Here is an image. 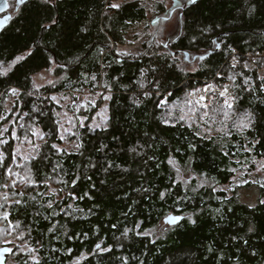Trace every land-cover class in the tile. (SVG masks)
I'll return each mask as SVG.
<instances>
[{"label":"trees","instance_id":"obj_1","mask_svg":"<svg viewBox=\"0 0 264 264\" xmlns=\"http://www.w3.org/2000/svg\"><path fill=\"white\" fill-rule=\"evenodd\" d=\"M7 1L3 15L11 18L0 31V68L7 69L0 74V216L8 214L5 225L16 229L26 251L10 244L9 257L16 264H264V187L254 206L221 188L264 159V0L189 1L175 36L161 27L172 17L151 29L149 10L158 18L167 11L158 0ZM141 25L146 41L121 55ZM249 55L253 70L245 67ZM76 58L69 79H58L64 73L56 69L55 86L35 85L51 61ZM227 83L235 98L230 135L216 131L222 127L216 123L208 138L199 120H179L200 107L187 93L206 85L218 92ZM59 94L97 98L73 106L80 110L70 132L52 99ZM104 103L107 120L94 125ZM245 113L252 125L241 133L233 125ZM29 173L32 183L24 179ZM171 213L184 218L164 224Z\"/></svg>","mask_w":264,"mask_h":264},{"label":"rangeland","instance_id":"obj_2","mask_svg":"<svg viewBox=\"0 0 264 264\" xmlns=\"http://www.w3.org/2000/svg\"><path fill=\"white\" fill-rule=\"evenodd\" d=\"M147 1V4L151 6V0H145ZM160 2H165L167 11L165 14H163L162 18H158V15L154 13L153 10H149V16L148 20L151 25V29L155 30L156 28V21L158 20V23H160L161 19H167L169 17H172L171 20L169 21H163L161 27L165 29V31L168 33V36H175L179 32V14H180V9L175 11V14L172 16L171 12L174 9L176 5H181L183 4L182 0H158ZM17 2V0H16ZM144 30V26L141 25L139 26L136 30L131 32V36L128 37V42L126 45L122 46L119 48V51L121 52H127V53H133V52H138V50L142 47V44L146 41V37H142V31ZM170 32V33H169ZM139 34L140 33V40H137L135 38L136 35L134 34ZM133 35V36H132ZM248 60H254V57L252 55H249ZM187 59V57H186ZM193 58H189L188 62H192ZM247 61V60H246ZM246 64V63H245ZM249 64V63H248ZM197 64H191L190 68H195ZM44 76L47 79H52L56 80V77L54 75V72L52 73H47L46 71H42L39 74H37L34 77L35 85L36 86H42L45 84H48L46 82V79H42L41 77ZM225 85H231V83H227ZM205 86L200 87L199 89L203 88ZM212 86V90H213ZM215 90V88H214ZM219 90H222L219 89ZM64 97H67L68 99H64ZM194 100H198V97L194 94L191 96ZM56 102L59 101L58 103L61 105V112H60V118L62 120V128L63 131L70 132L74 128L75 124L78 122V117L76 113L80 110L78 109L77 112H74L73 106L79 107L82 106H87V99L89 98L91 101H95L97 98L94 96H90L89 94H83L79 96L78 100H72L71 96L64 95V94H59L55 96ZM72 101H75L73 103ZM207 102V101H205ZM106 103L99 109L96 117L93 120L94 125H100L104 123L107 120V109H106ZM84 119H81V122H83ZM69 148H71V145H69ZM194 177H191V179ZM190 179V180H191ZM264 187V159H255V163L253 167L245 166L243 167L242 170L237 172L236 176L232 179L231 184L223 186L221 188L228 190L230 193H237L240 200L250 206H254L257 204L259 200V188ZM5 192L1 190L0 188V206L2 204V201L4 199ZM165 224V223H164ZM16 229L13 227H9L5 225V219L3 215L0 216V247L5 246L8 244H12L13 246H18L17 249L19 250L18 252H26L25 251V244L21 242V240L17 237L16 235ZM8 263L7 264H16V261L14 260V256L10 255L8 258Z\"/></svg>","mask_w":264,"mask_h":264},{"label":"snow or ice","instance_id":"obj_3","mask_svg":"<svg viewBox=\"0 0 264 264\" xmlns=\"http://www.w3.org/2000/svg\"><path fill=\"white\" fill-rule=\"evenodd\" d=\"M18 2H23V0H18ZM191 3H195V0H190ZM109 7L111 8H116L118 9L120 7V4L118 3H112L109 5ZM0 23H2V21H0ZM215 43V42H213ZM103 51V49H101V52ZM234 51V50H233ZM121 55H131V53H127V52H123L121 53ZM201 59L203 57H200ZM23 59V57H17V60H21ZM79 58H76L75 60L72 61H68L67 63H60L58 61H51V64L53 65L52 67H49L48 69H46L47 73H52L54 72L56 69H59L60 71H62L64 73V75L60 76L58 79L60 80H65V79H69L68 77V73L71 71L73 72V74H75V69H74V65L77 63ZM233 59L235 60V58L233 57ZM15 63V61L13 62ZM248 65L245 64V67H247ZM9 67H11V65H9ZM233 67H235V63L233 64ZM7 69H3L0 68V74L6 73ZM217 75H219V73H217ZM42 79H46V82L50 85L55 86L56 80H52V79H47L46 77L42 76ZM81 78L82 79H88L89 77H84L83 73H81ZM261 87L264 88V74L261 75ZM91 80L95 81L96 80V76L92 75L90 77ZM230 80H234L235 77L230 76L229 77ZM247 83V81H246ZM35 86V85H34ZM104 87H107V85H104ZM141 87H143V84H141ZM12 93L15 95L17 90L16 89H12L11 90ZM157 92H159V87H157ZM196 95L198 96V100L196 101V104L200 105L199 108L192 106L189 108V111L187 113H185L184 115H181L179 117L180 121H192V120H199L201 122V125L204 126L207 129V133L206 135L208 136V138H211V131L212 126L215 125L216 123H219L222 125V127L216 129V131L222 133L223 135L227 136L230 135V129L227 127V122L231 119V113L233 111V105L235 103V98L231 95L230 92V86L229 85H223L222 86V90H219L218 92H214L212 90V86L211 85H206L205 88L203 89H193L192 92L187 93V96H192V95ZM207 94V95H205ZM99 95V94H98ZM151 95V93L146 92L145 96ZM217 97L223 98L222 99V103L219 99H217ZM110 97H104V99H109ZM52 99H56L55 97H53ZM64 99H68L67 97H64ZM207 101V102H205ZM59 101H57L58 103ZM73 103H75V101H72ZM165 101H161L160 104H163ZM94 103V102H93ZM187 103L189 105H192V102L189 100L187 101ZM160 104H158L157 106L159 107ZM222 115L223 119L221 120H217V117ZM0 119H3V117H0ZM165 123H168L167 120L164 121ZM252 125V119H251V114L250 113H245L244 116L240 119V121L236 124L233 125V127H235L237 129V131H240L241 133L243 131H245L246 129L250 128ZM189 126H191V124H189ZM199 134V133H197ZM61 139H63V137H61ZM250 151V149H245ZM225 155H227V153H225ZM3 156L2 154H0V161H2ZM170 163L172 162L171 159L169 161ZM11 170L9 169V172ZM235 171V170H233ZM28 183H32L31 178H30V173L24 178ZM73 183H75V181H73ZM6 187V185H5ZM20 195L22 196L23 193H20ZM163 193H161V197H163ZM15 203L19 204L21 203V201L17 200L15 201ZM48 207L51 208L52 204L51 202H49ZM8 214L5 213L4 215V219H7ZM176 219H179L177 217H170L169 218V222H172ZM18 226V225H17ZM53 228H55V225L53 226ZM252 229H249V231H251ZM50 231H52V229H50ZM127 229L125 230V234H127ZM97 249H100V244L96 245ZM10 251V249L8 250ZM29 251H33L32 249H29ZM36 264H39V261H36Z\"/></svg>","mask_w":264,"mask_h":264},{"label":"water","instance_id":"obj_4","mask_svg":"<svg viewBox=\"0 0 264 264\" xmlns=\"http://www.w3.org/2000/svg\"><path fill=\"white\" fill-rule=\"evenodd\" d=\"M9 8V4L7 0H0V14L3 12H6ZM11 18L10 14H6L3 17H0V21H2V23H0V31L8 24L9 20ZM186 57L187 60H189L190 55L188 53H186ZM203 57V56H200ZM197 59V56L194 57V60ZM170 217H177L179 219H176L172 222H169V218ZM183 216L182 215H178V214H174L171 213L169 215H167L164 218V223L169 225V226H174L178 223H180L183 220ZM10 249V251H8ZM12 252V247L5 245L0 247V264H7V260H8V255Z\"/></svg>","mask_w":264,"mask_h":264},{"label":"flooded vegetation","instance_id":"obj_5","mask_svg":"<svg viewBox=\"0 0 264 264\" xmlns=\"http://www.w3.org/2000/svg\"><path fill=\"white\" fill-rule=\"evenodd\" d=\"M178 1V0H177ZM183 1V4H181V5H176L175 7H174V9L172 10V11H174V12H171V14H172V16L175 14V8H179L180 9V14H179V16H182V13H183V9H184V4L185 3H187V2H189L190 0H182ZM19 4H21V2H19ZM4 13H2V14H0V17H3L4 15H3ZM8 258H9V255H8ZM9 260V259H8ZM8 260H7V263H8Z\"/></svg>","mask_w":264,"mask_h":264},{"label":"built area","instance_id":"obj_6","mask_svg":"<svg viewBox=\"0 0 264 264\" xmlns=\"http://www.w3.org/2000/svg\"><path fill=\"white\" fill-rule=\"evenodd\" d=\"M249 63V64H248ZM246 64L248 65L247 66V68L249 69V70H253L254 68H255V64H254V61L253 60H248L247 59V61H246ZM230 86V92H231V95H232V87H231V85H229ZM203 88H205V87H203ZM203 88H201V89H203ZM205 95H207V94H205ZM198 97V96H197Z\"/></svg>","mask_w":264,"mask_h":264}]
</instances>
